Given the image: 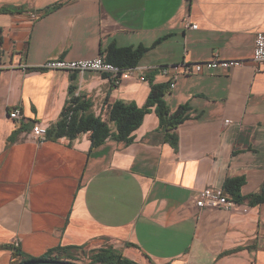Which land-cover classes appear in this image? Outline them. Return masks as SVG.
Masks as SVG:
<instances>
[{
	"label": "crops",
	"instance_id": "crops-1",
	"mask_svg": "<svg viewBox=\"0 0 264 264\" xmlns=\"http://www.w3.org/2000/svg\"><path fill=\"white\" fill-rule=\"evenodd\" d=\"M2 9L0 264L10 263L9 246L33 258L81 248L77 263L80 253L111 248L134 264H264V204L239 202L246 213L194 205L199 191L228 180L242 181L241 198L264 183V65L252 62L264 0H0ZM112 45L148 49L117 86L96 73L39 69L104 58ZM215 57L244 64L181 76L163 96L171 112L189 109L176 148L163 143L153 110L127 143L90 150L88 133L33 140L35 124L58 121L69 86L104 119L107 104L141 108L152 85H166L154 68Z\"/></svg>",
	"mask_w": 264,
	"mask_h": 264
},
{
	"label": "trees",
	"instance_id": "trees-1",
	"mask_svg": "<svg viewBox=\"0 0 264 264\" xmlns=\"http://www.w3.org/2000/svg\"><path fill=\"white\" fill-rule=\"evenodd\" d=\"M55 8L50 7L48 10ZM0 12H8L2 9ZM2 31L0 29V58L2 55ZM147 48L138 46L135 48H117L109 46L104 52V61L120 69H131L138 66L140 60L147 52ZM75 88L68 87V100L63 106L58 121L47 130V139L57 141L66 139L73 141L79 135L89 134L90 150L103 145L106 140L127 143L131 134L142 124L145 115L152 110L158 118L157 132L162 134L163 143L176 148L178 143L177 129L189 119V109L186 105L179 106L171 112L163 101V96L168 92L166 85H152L146 103L143 107L134 104H126L116 101L107 104L104 110V119L94 116L90 111V104L84 97L74 96ZM113 125V131L111 129ZM242 186L241 180H228L223 186L226 194L237 202L245 201L250 207L264 204V183L258 194L247 198L239 197ZM11 251L9 264H24L35 261L64 262L66 264L77 263L78 251L81 248H64L50 250L45 255L33 258L20 253L17 247H7ZM46 264V263H42ZM87 264H134L123 259L111 248H102L90 251Z\"/></svg>",
	"mask_w": 264,
	"mask_h": 264
},
{
	"label": "built area",
	"instance_id": "built-area-1",
	"mask_svg": "<svg viewBox=\"0 0 264 264\" xmlns=\"http://www.w3.org/2000/svg\"><path fill=\"white\" fill-rule=\"evenodd\" d=\"M29 1V0H28ZM183 27L186 29H197V26L189 23L185 20ZM252 62L256 65H264V32H259L255 36L254 51L252 56ZM244 64L239 60H221L217 57L196 63H190L183 61L179 64L168 65L154 68L165 79L168 90H172L175 87L176 81L181 76H191L198 74L212 75L219 71L226 72L233 68L240 67ZM42 71H62L69 74H84V73H96L107 76L111 79L112 83L117 86L123 80L128 79L138 72V69H120L108 62L100 56L92 59H79V60H67L56 59L47 61L39 68ZM139 81L145 82L146 78L143 75L138 76ZM8 117L15 123L22 121V114L19 109H13L8 113ZM229 123V121H225ZM33 140L37 143H43L47 140V129L40 125L35 124L31 129ZM194 205L197 209L201 210H225L235 211L240 210L242 213H246L248 208L235 201L232 197L225 193L221 188H206L198 192Z\"/></svg>",
	"mask_w": 264,
	"mask_h": 264
},
{
	"label": "rangeland",
	"instance_id": "rangeland-1",
	"mask_svg": "<svg viewBox=\"0 0 264 264\" xmlns=\"http://www.w3.org/2000/svg\"><path fill=\"white\" fill-rule=\"evenodd\" d=\"M88 252L80 253V262L86 264L88 262Z\"/></svg>",
	"mask_w": 264,
	"mask_h": 264
},
{
	"label": "water",
	"instance_id": "water-1",
	"mask_svg": "<svg viewBox=\"0 0 264 264\" xmlns=\"http://www.w3.org/2000/svg\"><path fill=\"white\" fill-rule=\"evenodd\" d=\"M42 263H46V264H66L64 262H47V261H35V262H28V263H24V264H42Z\"/></svg>",
	"mask_w": 264,
	"mask_h": 264
}]
</instances>
